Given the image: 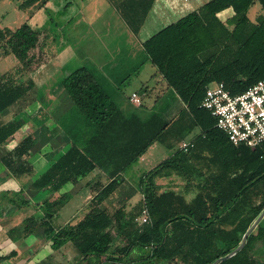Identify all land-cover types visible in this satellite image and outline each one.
I'll list each match as a JSON object with an SVG mask.
<instances>
[{
  "label": "trees",
  "instance_id": "1",
  "mask_svg": "<svg viewBox=\"0 0 264 264\" xmlns=\"http://www.w3.org/2000/svg\"><path fill=\"white\" fill-rule=\"evenodd\" d=\"M256 1L262 13L252 20L248 10ZM35 2L39 3L24 0L22 4ZM46 2L41 0L37 8ZM152 3L120 2L121 15L132 32L139 31ZM226 8L233 13L224 21L219 13ZM46 37L27 22L14 29L0 26V52L13 54L28 66L39 59L34 54ZM142 46L166 90H172L182 106L168 116L165 108L145 117L126 113L91 68L81 65L65 74L60 86L71 98L78 119L66 127L68 148L31 181L35 188L50 190L38 204L43 217H25L21 229L14 227L13 238L42 227L52 250L72 243L78 260L74 264H212L240 245L264 211V141L253 148L234 144L201 106L212 83L222 82L237 94L264 77V0H207L146 38ZM33 83L31 78L25 85L0 76V144L24 123L18 116L6 121L3 112L20 108ZM162 96L155 94V102ZM186 138L192 145L177 147ZM154 142L171 154L138 178L140 204L148 220L137 226L134 215L110 210L107 204L124 184L125 173ZM33 144V134L24 135L0 156V165L15 178L27 179L35 173L29 160ZM95 169L107 181L89 183L93 194L84 216L76 223H54L56 212L70 197L64 189ZM175 177L182 180L181 188L161 182ZM259 243H264V213L243 245L215 264H260L264 254L255 253ZM14 254L0 255V264Z\"/></svg>",
  "mask_w": 264,
  "mask_h": 264
},
{
  "label": "rangeland",
  "instance_id": "2",
  "mask_svg": "<svg viewBox=\"0 0 264 264\" xmlns=\"http://www.w3.org/2000/svg\"><path fill=\"white\" fill-rule=\"evenodd\" d=\"M23 1L24 0H0V26L2 28L7 27L14 29L20 24L27 22L33 28L41 30L42 34H46L47 37L41 45L40 50L37 52L35 51V59H39L37 61H32L28 66L21 64L13 54L6 55L0 52V76L9 77L15 82H23L25 85L28 83L29 78L34 81L29 89L30 93L26 95L25 106L35 100L36 90L41 91L39 98L41 105L45 109L40 110L37 115L27 116L21 114V109L17 106L12 107L9 114H7V117L27 116L26 119L28 123L24 130L27 133H33L37 137L34 144L35 146L33 147L35 155H33L34 158L30 160V162L33 164L35 162L36 164L37 161L40 162L45 160L43 157H46L47 149L50 145V143L47 142L49 137L48 134H54V132L56 134L58 129H61L58 125L50 126L51 122L50 120L47 121V119H49L47 113L52 112L53 105L56 101L60 100L62 95H66V99H70L68 105H65L69 106L68 110L65 111L66 119L70 121L68 126L78 119V114H74L75 108L73 107L71 98L67 93L63 94L60 92L59 87L61 78L80 65H85L89 68L96 66L97 61L109 55L112 49L108 44L109 40L105 37L97 38L95 41L86 38V36L93 33V31L90 29H83L84 27L79 24L80 18L82 17V10L84 9L82 0H49L40 8H37V4H39L41 0H38L39 3L35 2L30 6H23ZM206 1L207 0H200V2ZM180 2L183 5L179 4ZM190 3L193 4L194 0L185 3L183 0H155L146 19L145 26L141 29V36H150L163 26L190 12L192 10V8H190ZM184 5H186V7ZM182 6L186 8L185 11H182ZM260 11V5L256 1L249 8L248 15L250 18H254ZM69 18H73L74 21L66 23L65 21ZM100 32L99 34H102ZM105 32L106 31H104V33ZM37 56L38 58H36ZM154 71V66L146 61L140 67V75L138 78L131 74L126 80L122 88L123 91L120 93V101L125 105L128 111L136 112L142 117H145L153 111L160 112V110L167 105L165 107L166 110H163H165V116H168L175 113V109L182 106L181 101L172 90L169 91L162 100L160 99L161 101L158 103L154 101L156 93L153 97L145 95L142 100V105H134L128 101V95L133 91H139L141 88L142 82L137 83V79L151 78L150 87L156 85L158 77H152ZM116 100L118 101L117 98ZM68 139L70 141L69 134ZM178 146L179 144L177 147ZM170 154L171 150L167 149L159 142H154L145 153L144 157L146 160L143 162H136L132 168L125 173L124 184L119 191L116 192L111 202L107 204L108 208L110 210L123 209L126 213L134 215L133 221H135L137 226L141 224L144 206L140 204V200L143 197L137 186L138 178L144 172L143 170L145 168L149 169L155 166ZM35 159H37V161H34ZM36 175L37 172L35 171L33 175L26 179L25 182L27 185H30ZM96 178L94 181H107L105 174L99 175ZM161 180L162 183L167 181L172 182L176 186H179V188L183 186L182 180L178 177H175L173 180L167 178ZM1 187V200H9V198H12L13 203L15 200L18 202L24 201V203L29 201L34 208L38 202L42 201L47 196L45 192L42 193L43 190L31 192L28 190L29 187L27 189H19V186L15 185V187H17L16 189L13 184H9L8 181ZM4 187L8 189L11 187L12 189L4 190ZM79 187L80 184H75L74 187H71L70 191L74 193L75 198L64 207L63 216L53 220L57 225H64L67 222L76 223L84 216L86 212L85 205L93 192L90 186H84L81 191L78 190ZM20 191H23L24 194H21ZM78 210L79 212L76 213ZM74 213L76 214L74 215ZM36 216L41 217V214L37 212ZM71 216L72 218H70ZM129 229H133V227L131 226ZM262 252L264 254V243H259L255 249V253L259 255V253ZM62 253L65 255L63 254L64 256H61V258L57 257L63 264H71L75 261L73 257L76 255V252L71 242L68 241L62 246ZM81 264L84 263L82 262ZM260 264H264V262H260Z\"/></svg>",
  "mask_w": 264,
  "mask_h": 264
},
{
  "label": "crops",
  "instance_id": "3",
  "mask_svg": "<svg viewBox=\"0 0 264 264\" xmlns=\"http://www.w3.org/2000/svg\"><path fill=\"white\" fill-rule=\"evenodd\" d=\"M48 1L49 0H47V2ZM121 1L122 0H82L84 9L82 10V17L80 18L79 24L84 27L83 29H90L93 31V33L86 36L87 39L95 41L97 38L105 37L109 40L108 44L112 49L111 53L99 59L96 66H93L91 69L93 70L96 79L104 86V88H106L113 95V98L115 100L116 98L118 99V101H116L120 105V107L125 110L126 113H130L131 111H128L125 105L121 103L120 93L123 91L122 88L130 75L132 74L136 76V78H138L140 75V67L146 61L150 62L142 46L143 41L149 36H141L140 32L141 29L145 26L146 19L155 3V0H153L152 6L137 33L131 31L126 21L122 17L119 7ZM190 1L193 0H183L184 3ZM203 3L205 2L194 0L193 4L190 3V8H192V10L198 9ZM179 4L183 5L181 2ZM184 6L186 7V5ZM184 6L181 7L182 11H185L186 9ZM260 12L262 13V10ZM260 12H258L256 16L260 14ZM232 13L233 11L231 8H226L219 13V16L222 20L225 21L232 15ZM256 16L251 19L254 20ZM72 21H74L73 18H69L65 22L69 23ZM104 31L106 32L104 33ZM99 32L102 34H99ZM154 68L155 71L152 74V77H158L156 85L150 87L151 78L137 79V83L142 82L140 90H136V92H138V94L140 95L141 100H143V91H145L146 95L152 97L155 93H160L163 95L161 100L169 91H171L169 89L166 90L165 82L161 79V76L157 72L155 66ZM59 88L60 92L65 94L64 89L61 86ZM40 93V90H36L35 100L33 102L26 106L25 104L20 105L21 114L34 116L37 115L40 110L45 109L40 102ZM69 102L70 99H66V95H62L60 100L56 101V103L53 105L52 112L47 113L49 118L47 119V121L50 120L51 122L50 126L58 125L61 129H58L56 134L55 132L54 134H48L49 137L47 142H49L50 145L48 146L49 148L47 149L46 157H43L46 161L44 160L39 162L37 161V159H35L34 161H37L36 164L33 161L35 165L34 171L37 172V175L33 179H35L42 171H44L52 162V160L63 153L69 146L66 127L70 124V121L66 119L65 115V111L68 110L69 107L65 105H68ZM166 106H164L163 109ZM10 110L11 108L6 109L2 114L3 118H6V121L12 118L11 116L7 117V114H9ZM27 116L22 117L24 123L17 131L14 132V134L11 136V139H9L7 143L0 144V156L5 154L24 135L29 133L25 132L24 130L26 124L28 123L26 119ZM33 136L35 144L37 137L34 134ZM34 144L33 147L35 146ZM33 147L30 149L29 160L33 159V155H35V150L33 149ZM145 153L138 160L139 162H143L146 160V158L144 157ZM145 170L147 169L145 168L143 171ZM96 175H103V173L102 171H99L97 169L93 172H90L87 176L81 179L82 181H79L80 183H76L80 184L78 190L81 191L83 190L84 186H90L89 183L95 180V178L97 177ZM6 181H8L9 184H13L14 188L16 189L17 187H15V185L19 186V189H27L29 187L30 189L28 188V190H30L31 192L43 190L42 193L45 192V195L48 196L50 194L49 189L35 188L31 183L30 185H27V183L25 182L26 178H15L7 168H4L0 165V187L4 185ZM74 186L75 184L68 185L64 189L68 190V192L70 193V197L56 212L54 219H59L60 217H62L64 207L67 205V203L71 202V200L73 201V199L75 198L74 193L70 191L71 187ZM10 188L11 187H9V189L7 187H4V190H10ZM20 193L24 194L23 191H20ZM41 202L42 201L38 202L36 207L34 208V206L31 205L29 201L24 203V201L18 202L15 200V202L13 203L12 198H9V200L0 199V255H8L11 252H15L13 256L7 258L2 264H63L60 260H58V257L61 258V256L65 255L64 253H62V246L58 249L52 250L48 246V244L45 243L42 227L36 228L32 233L26 236L13 238L15 236V231L13 230L14 227L21 229L22 221L25 217L34 216L37 220H40L43 217V213L38 206V204ZM37 212L41 214V217L36 216ZM77 212H79V210L76 211V213ZM76 213H74V215ZM70 218H72V216ZM73 260L75 261L71 264H74L76 261H78L76 255H74Z\"/></svg>",
  "mask_w": 264,
  "mask_h": 264
},
{
  "label": "built area",
  "instance_id": "4",
  "mask_svg": "<svg viewBox=\"0 0 264 264\" xmlns=\"http://www.w3.org/2000/svg\"><path fill=\"white\" fill-rule=\"evenodd\" d=\"M129 101L140 105L138 92L129 95ZM201 106L208 109L216 119V126L223 129L234 143L255 147L264 141V77L246 90L232 94L222 82L210 84L205 91ZM192 145L191 139H183L179 148ZM148 220L143 209L142 222Z\"/></svg>",
  "mask_w": 264,
  "mask_h": 264
},
{
  "label": "water",
  "instance_id": "5",
  "mask_svg": "<svg viewBox=\"0 0 264 264\" xmlns=\"http://www.w3.org/2000/svg\"><path fill=\"white\" fill-rule=\"evenodd\" d=\"M264 213V211L261 213V215ZM261 215L256 219V221L254 222V224L245 232V234H244V236H243V239H242V241H241V243H240V245L235 249V250H233V251H231L230 253H228L227 255H225V256H223V257H220V258H218V259H216L212 264H215L216 262H218L219 260H221V259H223V258H225V257H228V256H230L233 252H235L237 249H239L242 245H243V243H244V241H245V238H246V236L248 235V233L255 227V225H256V223H257V221L259 220V218L261 217Z\"/></svg>",
  "mask_w": 264,
  "mask_h": 264
}]
</instances>
